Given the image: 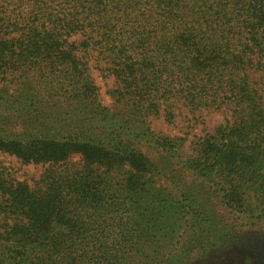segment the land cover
Instances as JSON below:
<instances>
[{
  "label": "trees",
  "instance_id": "1",
  "mask_svg": "<svg viewBox=\"0 0 264 264\" xmlns=\"http://www.w3.org/2000/svg\"><path fill=\"white\" fill-rule=\"evenodd\" d=\"M90 50L104 74L117 77L118 95L137 96L141 107L161 83L177 89L173 94L183 86L191 101L230 104L231 120L205 140L203 162L232 176L235 188L253 177L264 188V0H0V79H27L59 65L61 85L76 81L72 90L93 99ZM146 106L157 108L153 100ZM95 116L93 140L81 125L58 142L0 137V148L26 162L65 156L73 147L85 158L80 170L46 169L32 186L0 167V264H126L136 250L146 183L110 170L114 161L141 154L132 136L114 131L105 138L107 126ZM96 159L104 173L92 168Z\"/></svg>",
  "mask_w": 264,
  "mask_h": 264
},
{
  "label": "rangeland",
  "instance_id": "2",
  "mask_svg": "<svg viewBox=\"0 0 264 264\" xmlns=\"http://www.w3.org/2000/svg\"><path fill=\"white\" fill-rule=\"evenodd\" d=\"M85 55L86 73L95 88L90 93L93 99L72 90L70 84L76 86V81L61 85L65 69L59 65L27 79L10 74L5 75L10 81L0 79V89H7L0 97V137L43 136L58 142L72 138L81 125L93 140L94 130L89 128L93 112L98 123L107 126L105 138H112L114 131L124 139L132 136L134 152L141 154L114 161L110 170L115 178L137 175L141 184L146 183L149 198L147 215L135 225L137 248L126 264H264L261 179L241 180L235 188L232 176L203 162L204 142L231 120V105L214 107L196 98L192 104L183 86L173 94L177 89L166 91L161 83L148 97L157 108L146 106L150 100L141 107L137 96L118 95L121 85L113 72L104 74L97 51ZM12 105H24L26 110L14 109L7 115L6 108ZM84 164L75 147L65 156L34 162L0 148V167L8 178L30 186L48 168L74 171ZM91 166L97 174L104 173L99 159L92 160Z\"/></svg>",
  "mask_w": 264,
  "mask_h": 264
}]
</instances>
